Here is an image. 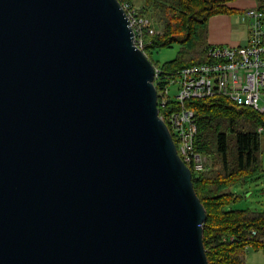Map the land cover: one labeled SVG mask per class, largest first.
<instances>
[{"label":"water","instance_id":"water-1","mask_svg":"<svg viewBox=\"0 0 264 264\" xmlns=\"http://www.w3.org/2000/svg\"><path fill=\"white\" fill-rule=\"evenodd\" d=\"M134 38L119 0H0V264H210Z\"/></svg>","mask_w":264,"mask_h":264},{"label":"trees","instance_id":"trees-1","mask_svg":"<svg viewBox=\"0 0 264 264\" xmlns=\"http://www.w3.org/2000/svg\"><path fill=\"white\" fill-rule=\"evenodd\" d=\"M119 1L149 17L159 31L144 33V51L162 70L163 78L175 77L184 67L213 61L209 55L210 18L244 11L229 4L236 0ZM256 2L264 12V0ZM175 45L179 50L174 59L163 63L152 59L154 52ZM188 105L196 116L195 149L209 159L202 170L193 171L194 187L207 213L203 240L209 263L246 264L248 248L264 250V211L231 207L241 196L228 189L263 172L259 157L262 132L258 129H264V113L223 95L193 98ZM160 112L164 115L165 108Z\"/></svg>","mask_w":264,"mask_h":264},{"label":"built area","instance_id":"built-area-1","mask_svg":"<svg viewBox=\"0 0 264 264\" xmlns=\"http://www.w3.org/2000/svg\"><path fill=\"white\" fill-rule=\"evenodd\" d=\"M134 30L136 45L144 50V33L159 31L152 20L140 16L136 8L123 5ZM248 42L243 45L213 44L209 55L213 61L184 67L175 77H162L155 66V86L159 110L165 117L176 142L178 153L192 171L202 170L207 155L196 151L197 123L195 110L188 105L193 98L223 95L237 104L250 106L264 113V12L256 7L246 9ZM159 87V90H158ZM263 132V127H259ZM233 239V237H231Z\"/></svg>","mask_w":264,"mask_h":264},{"label":"rangeland","instance_id":"rangeland-1","mask_svg":"<svg viewBox=\"0 0 264 264\" xmlns=\"http://www.w3.org/2000/svg\"><path fill=\"white\" fill-rule=\"evenodd\" d=\"M240 18L239 22L244 21L245 14L238 13ZM245 22V21H244ZM179 45L172 48H164L156 51L152 55V59L156 62L163 63L174 59L177 56ZM259 157L262 163L263 172L261 175L247 183L238 184L230 187L228 190L240 195V200L234 202L231 207L233 208H250L257 211H264V131L260 136V152ZM246 264H264V250H254L248 248L246 254Z\"/></svg>","mask_w":264,"mask_h":264},{"label":"crops","instance_id":"crops-1","mask_svg":"<svg viewBox=\"0 0 264 264\" xmlns=\"http://www.w3.org/2000/svg\"><path fill=\"white\" fill-rule=\"evenodd\" d=\"M229 4L244 11L257 6L256 0H236ZM244 11L238 13L245 14ZM238 13L218 14L210 18L208 30L210 44L243 45L248 42V19L245 16V22H239Z\"/></svg>","mask_w":264,"mask_h":264}]
</instances>
